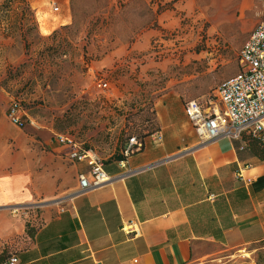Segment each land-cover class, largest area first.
I'll list each match as a JSON object with an SVG mask.
<instances>
[{"label":"rangeland","instance_id":"1","mask_svg":"<svg viewBox=\"0 0 264 264\" xmlns=\"http://www.w3.org/2000/svg\"><path fill=\"white\" fill-rule=\"evenodd\" d=\"M239 2L85 0L76 23L62 25L63 12L51 3L39 23L24 0H0V179L25 175L37 201L0 213L19 218V208L60 204L76 193L78 169L58 148V135L105 163L124 156L128 139L156 132L155 103L164 93L175 90L184 106L216 102L218 87L240 70L249 32L264 21L256 6L244 12ZM66 3L72 17V0H56ZM50 21L57 26L51 33ZM14 101L28 117L22 128L7 117ZM36 211L29 228L42 224ZM22 246L0 235V256ZM204 264H264V243Z\"/></svg>","mask_w":264,"mask_h":264},{"label":"crops","instance_id":"2","mask_svg":"<svg viewBox=\"0 0 264 264\" xmlns=\"http://www.w3.org/2000/svg\"><path fill=\"white\" fill-rule=\"evenodd\" d=\"M27 1L40 23L49 3ZM239 5L264 16V0ZM58 8L59 23L71 25L69 5ZM50 24L49 33L57 28ZM155 115L158 131L125 168L118 159L105 162V185L60 204L19 208V218L0 213V235L24 245L15 252L20 264H204L264 243V159L243 140L202 139L175 90L157 99ZM57 145L67 156V146ZM72 163L78 176L89 171ZM26 185L23 174L1 178L0 207L34 205ZM38 209L42 224L28 234Z\"/></svg>","mask_w":264,"mask_h":264},{"label":"built area","instance_id":"3","mask_svg":"<svg viewBox=\"0 0 264 264\" xmlns=\"http://www.w3.org/2000/svg\"><path fill=\"white\" fill-rule=\"evenodd\" d=\"M58 12L56 0H47ZM239 72L225 80L218 87V99L209 105L197 100L186 102L185 114L198 135L207 141L227 137L242 140L243 136H253L264 141V21L249 33L239 53ZM7 117L17 127L25 126L28 118L22 104L14 101L10 104ZM56 142L67 146V158L74 163H86L87 173L78 176L76 195L99 188L109 182L104 161L89 149H82L69 136L58 135ZM161 138V136H159ZM142 144L131 138L124 151V160L137 152ZM243 149V147H241ZM2 264H20L17 255L11 256Z\"/></svg>","mask_w":264,"mask_h":264},{"label":"trees","instance_id":"4","mask_svg":"<svg viewBox=\"0 0 264 264\" xmlns=\"http://www.w3.org/2000/svg\"><path fill=\"white\" fill-rule=\"evenodd\" d=\"M24 1L26 2V4L29 6V9L31 10L32 8H31L30 4L28 3V1L27 0H24ZM84 1L85 0H72L71 9H72V18H73V22L74 23H76L78 17L81 16L79 14V11H80V8H81L80 7V3L84 2ZM105 1L108 2V0H105ZM153 26H157V21L156 20L154 21L153 24H150L149 26L147 25V27H150V28L153 27ZM133 40H134V37L131 39V41H133ZM156 131H158V129ZM151 134H153V133H150V134L146 135V137H148ZM133 138H135V137H133ZM144 139H141V140L137 139L142 144V147L138 151L143 149ZM129 140L130 139L127 140L126 144H128ZM242 140L246 143L247 147L252 151V153H254L256 155V157L260 158L261 160L264 159V141H263V139H259L257 137H253V136H243ZM118 160L122 161V160H124V157H119ZM26 226H27V228H26L27 232L29 234V229L30 228H29L28 224ZM14 255L15 254H13V253L12 254H8L7 252L4 253L3 255L0 256V264H2L8 258H10L11 256H14Z\"/></svg>","mask_w":264,"mask_h":264}]
</instances>
